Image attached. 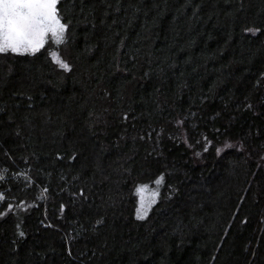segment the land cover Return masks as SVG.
<instances>
[{
	"label": "trees",
	"instance_id": "1",
	"mask_svg": "<svg viewBox=\"0 0 264 264\" xmlns=\"http://www.w3.org/2000/svg\"><path fill=\"white\" fill-rule=\"evenodd\" d=\"M58 10L0 53V264H264V0Z\"/></svg>",
	"mask_w": 264,
	"mask_h": 264
},
{
	"label": "snow or ice",
	"instance_id": "2",
	"mask_svg": "<svg viewBox=\"0 0 264 264\" xmlns=\"http://www.w3.org/2000/svg\"><path fill=\"white\" fill-rule=\"evenodd\" d=\"M59 3L60 0H0V53L35 54L44 47L49 33L56 38V43H63L67 25L61 22ZM52 57L61 68L69 70L68 64L57 53L53 52ZM162 180L163 177L155 183L159 185ZM145 193L152 197L147 206ZM137 194L140 196L137 218L144 219L158 192H149L148 186L144 185L137 189Z\"/></svg>",
	"mask_w": 264,
	"mask_h": 264
},
{
	"label": "rangeland",
	"instance_id": "3",
	"mask_svg": "<svg viewBox=\"0 0 264 264\" xmlns=\"http://www.w3.org/2000/svg\"><path fill=\"white\" fill-rule=\"evenodd\" d=\"M57 8H58V5H57ZM58 11H59V10H58ZM59 14H60V13H59ZM61 22L64 23V22L62 21V18H61ZM66 32H67V29L65 30V32H64V34H63V43H65ZM45 39H46V43L44 44V47H47V45H48V46H54L55 44H58V43H56V38L53 37V36L51 35V33H49L48 36H47ZM59 44L62 45V43H59ZM44 47H43V48H44ZM41 49H42V48H41ZM55 53H57V54L60 56V58H61L63 61H65V59L63 58V56H61L60 52H59L57 49L55 50ZM144 185H147V186H148L149 192H153V191H155V192H158V194H159V190H158V188H157L156 186L149 185V184H144ZM144 185H142V186H144ZM142 186H141V187H142ZM157 198H158V195L155 197V200H156ZM151 200H152V197H151L148 193H145V204H146V206L151 202ZM152 204H153V203H151V206H152ZM151 206H150V208H151ZM139 207H140V196H139ZM139 207H138V208H139ZM150 208H148V211L150 210ZM148 211H147V213H148Z\"/></svg>",
	"mask_w": 264,
	"mask_h": 264
}]
</instances>
